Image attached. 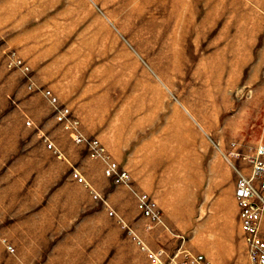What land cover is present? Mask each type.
Listing matches in <instances>:
<instances>
[{"label": "rangeland", "instance_id": "obj_1", "mask_svg": "<svg viewBox=\"0 0 264 264\" xmlns=\"http://www.w3.org/2000/svg\"><path fill=\"white\" fill-rule=\"evenodd\" d=\"M61 107L128 183L74 143ZM259 145L264 0H0V220L46 205L42 255L71 233L75 264H133L132 234L146 244L132 225L135 195H149L150 172L188 169L193 183L216 159L223 186L239 168L249 175L242 156ZM0 243L20 264L21 245Z\"/></svg>", "mask_w": 264, "mask_h": 264}, {"label": "crops", "instance_id": "obj_2", "mask_svg": "<svg viewBox=\"0 0 264 264\" xmlns=\"http://www.w3.org/2000/svg\"><path fill=\"white\" fill-rule=\"evenodd\" d=\"M205 162L207 165L203 167L206 166L207 169L196 171L199 183L195 184L189 182L185 175L188 169L180 171L184 175L172 179L167 175L172 172L170 169L154 178L150 172L146 191L161 210L163 224L150 222L135 209L133 229L153 251H163L169 255L181 246L192 254L204 255L211 264H248L239 226L238 208L234 200V183L227 181L222 186L219 179L220 162L216 159ZM224 173L227 176L228 172ZM205 179L211 181H200ZM57 195L58 192L53 193L54 198H58ZM45 207L17 219V223L10 222L11 217L6 218L3 219L5 225L2 227L0 220V236L3 235L11 241V247H22L17 253L20 264H75L77 258L73 256V249L76 245L70 239L71 233L66 238L54 239L49 247L51 251L42 255L43 249L49 246L44 238L45 232L51 230L44 225L51 219H44L47 209ZM174 230L180 231V235H174ZM19 231L20 237L24 239L20 242L13 241L11 234ZM136 249V254L129 258L131 262L150 264L146 254L138 247ZM12 256L0 243V264H14Z\"/></svg>", "mask_w": 264, "mask_h": 264}, {"label": "built area", "instance_id": "obj_3", "mask_svg": "<svg viewBox=\"0 0 264 264\" xmlns=\"http://www.w3.org/2000/svg\"><path fill=\"white\" fill-rule=\"evenodd\" d=\"M44 94L52 104H56V98L50 92ZM55 118L74 143L86 145L90 158L99 159L104 163L105 175L113 178L115 184L125 185L129 182L128 172L121 170L118 164L109 158L99 141L87 139L83 135L78 122L71 118L68 108H59ZM234 147L235 144H231V148ZM242 158L249 166V175L245 176L242 168L236 170L238 176L234 182V200L238 208L239 226L248 264H264V145L250 149ZM79 180L83 181L80 178ZM135 197L136 207L142 216L152 223L161 224V212L156 202L144 193H137ZM106 209L109 216L114 215L107 205ZM132 240L146 254L150 264H211L204 255L192 254L181 246L168 255L163 251L151 250L133 234Z\"/></svg>", "mask_w": 264, "mask_h": 264}, {"label": "bare ground", "instance_id": "obj_4", "mask_svg": "<svg viewBox=\"0 0 264 264\" xmlns=\"http://www.w3.org/2000/svg\"><path fill=\"white\" fill-rule=\"evenodd\" d=\"M193 183L195 184V183H199V182H197V181L195 180V181H193Z\"/></svg>", "mask_w": 264, "mask_h": 264}]
</instances>
